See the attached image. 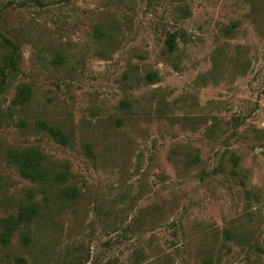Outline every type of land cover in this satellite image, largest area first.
Segmentation results:
<instances>
[{
  "label": "rangeland",
  "instance_id": "rangeland-1",
  "mask_svg": "<svg viewBox=\"0 0 264 264\" xmlns=\"http://www.w3.org/2000/svg\"><path fill=\"white\" fill-rule=\"evenodd\" d=\"M4 38L20 71L0 106L21 84L32 96L0 141L68 163L80 195L63 201L0 158V218L31 189L41 206L0 264H264V0H0V69Z\"/></svg>",
  "mask_w": 264,
  "mask_h": 264
},
{
  "label": "trees",
  "instance_id": "trees-1",
  "mask_svg": "<svg viewBox=\"0 0 264 264\" xmlns=\"http://www.w3.org/2000/svg\"><path fill=\"white\" fill-rule=\"evenodd\" d=\"M68 1V0H67ZM235 25L228 27L227 32L230 33ZM178 34L176 32L169 33L165 40L166 52L173 54L178 49L177 44ZM4 43L8 48V57L5 65L0 69L1 80L0 90L3 89L10 76H14L20 71V47L17 43L4 38ZM160 79L157 73H149L146 76L148 83L158 82ZM32 96V87L29 84H21L17 87V94L12 100L11 106L5 110L0 106V129L4 125L7 118H9L10 111L17 106L23 107ZM120 107L122 109H129L132 103L129 100L122 101ZM21 127H26L25 121H20ZM38 131L46 133L55 142L62 146H69L73 142V137L59 126H53L46 120H38L36 123ZM84 149L89 157L94 155L91 144L85 143ZM0 158H4L7 164L16 168L20 176L28 181L34 183H47L59 187V198L63 201H75L80 191L76 186L68 185L72 177L70 166L64 163L60 167H53L47 160V157L37 146L27 147H10L5 146L0 141ZM238 160H235V165H238ZM234 174H237L234 171ZM3 178L0 176V192L3 190ZM35 192L33 189L27 192V199L18 203L17 213L0 218V244L4 247H9L12 244L13 238L21 229H30L34 222L40 217L41 206L35 201ZM229 235V232H227ZM32 239L29 232L22 235V242L25 246H29ZM18 264H25V259L19 258ZM204 264H212L211 259L204 260Z\"/></svg>",
  "mask_w": 264,
  "mask_h": 264
}]
</instances>
